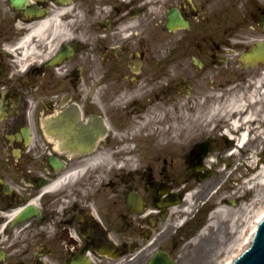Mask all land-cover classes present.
I'll use <instances>...</instances> for the list:
<instances>
[{
  "label": "flooded vegetation",
  "instance_id": "flooded-vegetation-1",
  "mask_svg": "<svg viewBox=\"0 0 264 264\" xmlns=\"http://www.w3.org/2000/svg\"><path fill=\"white\" fill-rule=\"evenodd\" d=\"M239 2L0 0V264L173 255L196 229L170 237L173 202L205 171L169 147L172 104L222 62Z\"/></svg>",
  "mask_w": 264,
  "mask_h": 264
},
{
  "label": "rangeland",
  "instance_id": "rangeland-1",
  "mask_svg": "<svg viewBox=\"0 0 264 264\" xmlns=\"http://www.w3.org/2000/svg\"><path fill=\"white\" fill-rule=\"evenodd\" d=\"M252 1L243 0V3L239 2L230 8L234 33L227 38V42L236 46L231 47L227 43L221 46L220 56H224V62L216 70L204 72L203 80L197 85L196 83L191 85L192 93L189 96H183L180 102L172 104L173 107L174 105L179 107V111L172 110V118L182 114L183 120L187 113H193L202 104L201 101L207 93L213 92L223 101L230 93L228 88L255 93L253 98L255 101H251L248 105L255 119L254 130L250 131L249 139L241 149L234 147V144L238 143L237 139L232 146L227 147L223 139L224 129L220 128L201 134L196 133L193 138H185L186 141L179 146H174L170 138L172 147H169L177 153L176 161L179 163L185 151L189 150L194 143L206 141L207 146L210 147L207 163L211 176L203 179L202 182H196V185H191L193 182L191 180L185 183L188 186L191 185V188L189 187L185 195V197L188 196L187 204L184 205L186 208H181L179 212L184 210L183 212L188 213L197 199L202 197L206 199L208 205L196 216L198 220L194 224L199 225L198 232L209 223L211 213L218 208L224 207L229 214L228 221L233 220L229 227L223 226L219 231L216 230L217 226L210 227L198 241H195L197 232L182 241L173 251L176 257L174 264H220L227 254L225 248L228 242L244 235L248 228V221L254 219L260 210L259 213L264 210V185L256 184L251 180L264 166V85L262 84L259 89L254 85L264 77V64L249 68L242 67L238 62L241 51L247 50L258 37H264L259 25L247 20L246 10L251 8ZM261 3L264 5V0H261ZM181 132L182 130L178 131V128L173 131L170 125L168 138L173 133L179 134L180 137ZM252 149L255 153H251ZM234 166L238 167L234 170ZM248 183L252 185L251 189L246 188ZM258 190L259 194H257ZM258 195H260L259 199L255 201ZM231 229H237L235 231L237 238L233 239L234 231H230Z\"/></svg>",
  "mask_w": 264,
  "mask_h": 264
},
{
  "label": "bare ground",
  "instance_id": "bare-ground-1",
  "mask_svg": "<svg viewBox=\"0 0 264 264\" xmlns=\"http://www.w3.org/2000/svg\"><path fill=\"white\" fill-rule=\"evenodd\" d=\"M31 37L32 36H28V38ZM262 84L264 85V77L261 78L259 83L254 85H256L259 89ZM228 90L230 93L224 101L220 100V96H215L213 92L211 94L207 93L201 101L202 104L197 107L193 113H187L186 117H183L185 119L182 120V114H180V119L179 117H173V129L176 130L178 128V131L182 130V132L180 137L178 136L179 134L173 133L171 143L174 146H179L186 141L185 138L190 139L193 138L196 133L201 134L202 132H208L218 128L221 130L224 129L223 133L229 136L230 139H237L238 141L243 140L246 142L249 138L250 131L254 130L255 119L252 117L253 112L250 110L248 105L249 103L251 104V101H255V99L253 100L255 93H246L244 91L241 92L240 90L234 91L231 88H228ZM235 146L238 147L237 143H235ZM251 180L256 182V184L264 185V166L259 172H257V174H255V176L251 178ZM257 194H259V190ZM259 196L260 195H258L255 201L259 199ZM228 216L229 214L226 213L224 207L216 209L210 215L211 221L197 234L195 241H198L200 237H203L210 227L217 226V231L223 228V226L224 228L226 226L229 227L233 220L228 221L230 220ZM254 224V219L249 220L247 223L248 228L245 234L240 236L238 239L228 242L225 248V252H227V254L224 259L220 261V264H227L232 257L231 254L245 247L246 241L249 240V237L251 236ZM230 231H234L232 234L234 235L233 239L237 238L235 232L237 229H231Z\"/></svg>",
  "mask_w": 264,
  "mask_h": 264
},
{
  "label": "water",
  "instance_id": "water-1",
  "mask_svg": "<svg viewBox=\"0 0 264 264\" xmlns=\"http://www.w3.org/2000/svg\"><path fill=\"white\" fill-rule=\"evenodd\" d=\"M19 3V0H15ZM246 64L264 61V41H259L251 50L242 56ZM170 258L157 256L152 264H171ZM230 264H264V218L258 223L251 244L240 253Z\"/></svg>",
  "mask_w": 264,
  "mask_h": 264
}]
</instances>
